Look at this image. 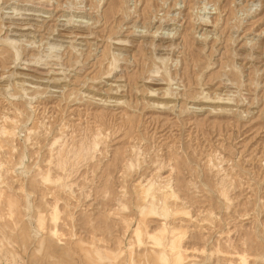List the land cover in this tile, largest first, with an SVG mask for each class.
Wrapping results in <instances>:
<instances>
[{
    "label": "rangeland",
    "instance_id": "1",
    "mask_svg": "<svg viewBox=\"0 0 264 264\" xmlns=\"http://www.w3.org/2000/svg\"><path fill=\"white\" fill-rule=\"evenodd\" d=\"M1 127L0 264H264V0H0Z\"/></svg>",
    "mask_w": 264,
    "mask_h": 264
},
{
    "label": "bare ground",
    "instance_id": "2",
    "mask_svg": "<svg viewBox=\"0 0 264 264\" xmlns=\"http://www.w3.org/2000/svg\"><path fill=\"white\" fill-rule=\"evenodd\" d=\"M25 25H27V27H23V26H21L22 28H19V31L20 32H22V31H25V29H28L30 26H32V24H30L29 22L28 23H25ZM33 27V26H32ZM27 31V30H26ZM172 31V30H171ZM170 32V31H169ZM24 33V32H23ZM22 33V34H23ZM167 34V33H166ZM169 35V34H168ZM167 35V36H168ZM170 36H171V33H170ZM173 36H174V34H173ZM172 36V37H173ZM152 40H153V38H151ZM161 39V38H160ZM173 39V38H172ZM158 40V39H157ZM162 40V39H161ZM170 40V39H169ZM154 41V40H153ZM165 41V40H164ZM171 41V40H170ZM169 41V42H170ZM173 41V40H172ZM124 42V41H123ZM157 42H159V41H157ZM160 42H162V41H160ZM159 42V43H160ZM171 44H172V42H170ZM169 44V43H168ZM177 44V43H176ZM150 45V44H149ZM158 45H160V44H158ZM157 45V46H158ZM173 45V44H172ZM171 45V48L173 47ZM146 46V45H145ZM153 46H155L153 43H152V47ZM169 46V45H168ZM174 46H175V44H174ZM151 47V49L153 50L154 49V47L152 48ZM162 47H164V45L162 46ZM158 48H159V46H158ZM164 49V48H163ZM166 49H167V47H166ZM169 49V48H168ZM174 49V48H173ZM151 50V51H152ZM159 50V49H158ZM171 50V49H170ZM169 50V51H170ZM162 52H164L163 50H161ZM153 52V51H152ZM166 52V51H165ZM157 53V52H156ZM153 54V53H152ZM162 57V56H161ZM55 58V57H54ZM57 58V57H56ZM159 58H160V56H159ZM158 58V59H159ZM163 58L164 57H162V59L161 60H163ZM159 59V60H160ZM57 65V64H56ZM60 65V64H59ZM153 71V70H152ZM152 73H154V72H152ZM150 75V74H149ZM114 76H116V75H114ZM154 76H155V73H154ZM168 76V75H167ZM119 77V76H118ZM117 77V78H118ZM149 77H152V76H149ZM158 77V79H159V77L160 76H157ZM161 77H163V76H161ZM25 78V77H24ZM155 78V77H154ZM169 78H170V76H169ZM144 79V78H143ZM158 79H155V81L156 80H158ZM167 79V78H166ZM148 80V79H147ZM164 80V79H163ZM171 80H173V78H171ZM162 81V80H161ZM144 83L146 82V81H143ZM150 82V81H149ZM168 82V81H167ZM153 83V82H152ZM155 84V83H154ZM163 84V83H162ZM170 84V83H169ZM25 85V84H24ZM165 85V84H164ZM48 86V85H47ZM26 87V86H25ZM147 88V87H146ZM149 89V91L148 92H151L150 93V95L152 94V92H153V94H154V92H155V90L154 89H151V88H148ZM157 90H159V89H156V91ZM164 91V90H163ZM169 93V92H168ZM153 94H152V96H153ZM165 94V96H166V93H164ZM172 94V93H171ZM158 95V94H157ZM163 95V94H162ZM170 95V94H169ZM156 95H154V97H155ZM172 96V95H171ZM166 97H168V96H166ZM219 97V96H218ZM158 98V97H157ZM162 98H163V96H162ZM118 100V99H117ZM162 101V100H161ZM173 101V100H172ZM111 102V101H110ZM113 102V101H112ZM118 102L119 101H116V104H118ZM167 102V101H166ZM165 102V103H166ZM175 102V101H174ZM220 102V101H219ZM115 103V102H114ZM174 104V103H173ZM158 105H160L161 106V104H158ZM164 105H166V104H164ZM169 106V105H168ZM171 106V105H170ZM159 107V106H158ZM163 107V106H162ZM165 107H167V106H165ZM9 120V119H8ZM9 122V124L11 125V128L13 129L14 128V125L16 124V122L17 121H15V120H9L8 121ZM10 128V129H11ZM11 129V130H12ZM0 133H3V134H6V137H7V134L9 135V132L8 131H6V128L5 127H1L0 128ZM12 133H13V131H12ZM95 136V135H94ZM59 142V138L58 139H53V141L51 142V144H50V148H54V146L57 144ZM97 146V142L96 141H93V145H92V148L93 147H96ZM51 150V149H50ZM83 151H84V148H79L74 154V156H76V157H79V156H81L82 155V153H83ZM10 152H12L11 150H9V152L8 153H10ZM57 153H58V155L59 156H62L63 157V150H59V151H57ZM65 162V161H64ZM158 179V178H157ZM165 181H167L166 179H165ZM158 182V181H157ZM161 182V181H160ZM164 182V181H163ZM169 181H167V183H165L164 182V185L162 186H160L159 187V189L161 190L160 192H165L163 195H164V197L165 196H170V197H173L174 196V194H173V192H172V188H171V186L169 185V183H168ZM151 183H153L152 181H151ZM151 183H146V185L145 186H139V188L141 189V191H140V197L139 198H141L143 201H146L145 202V204L141 207V209H140V213L141 214H143V215H149V214H151V215H154V214H156V208H155V202H154V184H153V186H152V184ZM141 184V183H140ZM139 184V185H140ZM145 184V183H144ZM157 184V183H156ZM156 184H155V186H156ZM160 184H162V183H160ZM168 192H170L169 194H168ZM172 192V193H171ZM162 195V196H163ZM157 197V196H156ZM169 197V198H170ZM149 199V200H148ZM161 199H162V197H161ZM166 199V198H165ZM171 199V198H170ZM158 200H157V204H158ZM164 203V202H163ZM160 204V203H159ZM161 205V204H160ZM166 207V206H165ZM161 210H164V208L163 209H161ZM165 229V228H164ZM163 229V230H164ZM172 229V228H171ZM170 229V230H171ZM162 230V231H163ZM170 230H169V232H170ZM153 234V233H152ZM161 234H164V233H161ZM161 237V236H160ZM162 238V237H161ZM152 239L154 240V242L157 244V245H162V242L160 241V238H159V236H155V234L152 236ZM166 242V241H165ZM178 238H174V236H172V238L170 239V240H168L167 241V250L168 251H170L169 253H172V254H174L177 258H180L181 256L179 255L180 253H179V251L177 250V246H178ZM160 254L162 253V252H159ZM172 257H173V255H172Z\"/></svg>",
    "mask_w": 264,
    "mask_h": 264
}]
</instances>
